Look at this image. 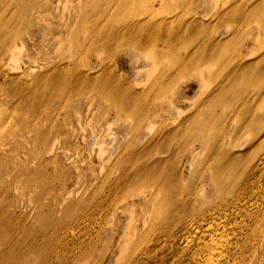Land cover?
Returning a JSON list of instances; mask_svg holds the SVG:
<instances>
[{"label":"rangeland","instance_id":"374dc122","mask_svg":"<svg viewBox=\"0 0 264 264\" xmlns=\"http://www.w3.org/2000/svg\"><path fill=\"white\" fill-rule=\"evenodd\" d=\"M262 151L264 0H0V264H264Z\"/></svg>","mask_w":264,"mask_h":264},{"label":"bare ground","instance_id":"6f19581e","mask_svg":"<svg viewBox=\"0 0 264 264\" xmlns=\"http://www.w3.org/2000/svg\"><path fill=\"white\" fill-rule=\"evenodd\" d=\"M142 22V21H141ZM140 22V23H141ZM139 22L138 23H133L131 26H127L128 27V29H130V31H133L134 29H135V27H137V25H139L140 24ZM146 23V22H145ZM142 24V23H141ZM151 26V25H150ZM126 27V26H125ZM145 27V26H144ZM139 28V27H138ZM145 29V28H144ZM153 30V29H152ZM141 31V30H140ZM258 101V100H257ZM259 102V101H258ZM199 142H200V144H201V147L202 148H206V145H207V143H206V140H205V137H204V135L203 134H201L200 135V137H199ZM219 145V147H220V150L218 151V152H216V153H214V155H216V156H218V162L219 163H217V164H215L214 166L212 165V164H214V161H215V159H213V158H210V155H208V157L210 158L209 160L211 161V163H209V165H208V167H206V169L207 168H209L210 170H212L211 172H213L212 174H210V178L209 179H211V181L212 182H215L216 183V187L217 188H219V183L220 182H223L224 181V178H225V175L224 176H221L220 175V173L219 172H217L216 171V168L217 169H219V170H222V171H227V178L229 177V173H231V172H233L236 168H234L233 167V165H234V163H236L237 164V162H238V157H240V156H238V154L235 156H233L232 154H231V151L230 150H224V149H222V148H224L223 147V143H218ZM217 146V145H216ZM217 148V147H216ZM263 152V151H262ZM235 154V153H234ZM204 170H205V168H203ZM247 172L245 173V177H244V182H243V187H244V189L243 190H245V192H243L242 194H240L242 197H243V195H245L248 191H250L251 192V194H253V192L255 191V190H258V187L260 186L259 184H260V179L264 176V152L263 153H260L258 156H257V158L255 159V162H254V164H252L250 167L249 166H247L246 167V169H245ZM244 170V171H245ZM206 171V170H205ZM243 171V172H244ZM236 174H238V170H236V172H235ZM140 180L141 179H137L136 181H137V185H138V187H139V189L142 187V185H141V183H140ZM136 185V184H135ZM181 186V185H180ZM142 190V189H141ZM139 192H141L142 193V191H139ZM249 192V193H250ZM260 194V193H259ZM248 196V195H247ZM251 197H253L252 195H250ZM176 197V196H175ZM174 197V198H175ZM188 198V197H187ZM237 198H239V197H237ZM236 198V199H237ZM247 198V197H246ZM176 199V198H175ZM178 199V198H177ZM179 200V199H178ZM175 203H177L175 200H173ZM239 201V200H238ZM178 203H179V201H178ZM217 226V225H216ZM208 226H206L205 228V230L204 231H206V232H208L209 231V227L207 228ZM215 231V230H214ZM193 232L194 233H199V230L198 229H194L193 230ZM216 232H217V229H216ZM214 234V233H213ZM216 234H218V232L216 233ZM223 237V236H222ZM215 239V238H214ZM219 239V238H218ZM210 240V239H209ZM225 240V239H224ZM212 241V240H211ZM220 241H221V239H220ZM220 241L218 242V243H220ZM209 242V241H208ZM224 243V241L221 243V245ZM228 242H226V244H227ZM206 244V243H205ZM216 244V243H215ZM200 245V244H199ZM214 245V244H213ZM220 245V244H219ZM224 245V244H223ZM222 245V246H223ZM210 245H208V247H209ZM216 246H217V244H216ZM227 246V245H226ZM198 248V254H199V256H198V254L196 253L195 255H193L194 256V259L195 260H197V258L198 259H200L199 260V264H221L220 263V261L224 258V257H221V259L220 260H218V261H214V262H211L212 260L210 259V258H206L207 257V255H206V253H205V255H202V252H200V249H203L204 250V248H201L202 246H197ZM214 247V246H213ZM219 248H220V246H219ZM225 248V247H224ZM196 249V250H197ZM221 249V248H220ZM211 250V251H210ZM209 250V248H208V251H210V252H212L213 250H212V248ZM224 250V249H223ZM197 252V251H196ZM204 252V251H203ZM209 253V252H208ZM207 253V254H208ZM214 253V252H213ZM220 253H221V251H220ZM228 253V252H227ZM194 254V253H193ZM204 254V253H203ZM210 254V253H209ZM229 255V254H228ZM206 256V257H205ZM211 256V255H210ZM220 256H223V255H221L220 254ZM209 257V256H208ZM211 258H212V256H211ZM193 259V260H194ZM216 260V259H215ZM225 262L224 263H226V260H224ZM197 263V262H196Z\"/></svg>","mask_w":264,"mask_h":264}]
</instances>
